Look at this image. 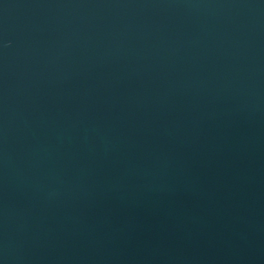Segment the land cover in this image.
I'll return each instance as SVG.
<instances>
[{
	"label": "water",
	"instance_id": "1",
	"mask_svg": "<svg viewBox=\"0 0 264 264\" xmlns=\"http://www.w3.org/2000/svg\"><path fill=\"white\" fill-rule=\"evenodd\" d=\"M0 264H264V0H0Z\"/></svg>",
	"mask_w": 264,
	"mask_h": 264
}]
</instances>
